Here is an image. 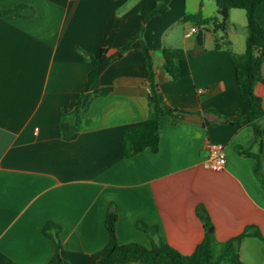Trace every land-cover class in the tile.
<instances>
[{"label": "crops", "instance_id": "1", "mask_svg": "<svg viewBox=\"0 0 264 264\" xmlns=\"http://www.w3.org/2000/svg\"><path fill=\"white\" fill-rule=\"evenodd\" d=\"M19 3L33 6L35 16H0V264L49 261L54 241L43 233L47 221L60 226L65 264H89L107 242L111 205L119 243L150 247L136 225L140 219L190 254L204 235L198 204L212 223L211 245L247 225L264 236V62L262 79L253 85L263 109L260 142L245 119L225 121L248 108L228 53L244 50V10L230 8L221 30L215 0H169L165 11L145 20L157 0H0V7ZM195 13L208 21L187 18ZM255 17L264 25V4ZM140 27L130 47L118 52ZM199 28L202 49L193 53ZM142 45L149 49L159 97L169 112L159 116L157 151L124 157L122 131L148 114ZM164 47L184 51L176 79L163 68ZM101 48L116 57L82 105L92 90H109L92 97L80 112L75 137L63 139L60 113L72 108L92 68L84 52L97 56ZM207 142L223 145L222 170L205 165ZM249 153L259 156L261 175L255 172L258 159ZM238 255L243 264H264V244L244 236ZM94 264L105 263L97 258Z\"/></svg>", "mask_w": 264, "mask_h": 264}, {"label": "trees", "instance_id": "2", "mask_svg": "<svg viewBox=\"0 0 264 264\" xmlns=\"http://www.w3.org/2000/svg\"><path fill=\"white\" fill-rule=\"evenodd\" d=\"M168 2L169 0H157L156 6L148 12L144 20L151 15L165 11ZM215 4L217 12L221 16V21L217 24V27L221 30H224L226 27L228 10L230 8H241L245 11L246 16L244 50L241 53H233L231 51H228V53L234 66L235 80L240 96L247 99L248 108L242 115L235 114L225 117V121L233 124L239 122L241 119H245L253 129L255 140H259L260 142L261 131L258 120L263 115V109L260 97L253 91V85L256 81L262 79L264 25L256 20L255 10L259 4H264V0H215ZM35 13L34 7L26 3H19L9 8L0 7V16L9 14L33 17ZM187 18L199 24H205L208 21V19L202 18L199 13L188 15ZM140 31L141 27L135 36L129 38L117 51L123 52L129 48L132 41L140 35ZM141 51L145 59V79L148 84V114L138 125L122 131L121 141L124 157H130L145 149L156 152L159 140V116L169 112V110L163 108L159 97L157 84L154 81V71L149 49L142 45ZM162 52L164 56L163 68L172 79H176L179 75L178 59L184 56V51L180 48L164 47ZM84 54L90 61L92 68L87 74L81 91L71 100L72 108L66 113H60L59 132L61 137L66 140L73 139L81 128L82 118L80 112L88 105L92 97L108 92V88L94 89L88 94L82 105L84 96L95 79L116 57L115 54H107L106 48H101L97 56L86 52ZM244 153L248 154L246 150H244ZM249 155H253L258 159L255 172L261 175L262 164L259 156L252 153H249ZM196 214L203 223L204 235L190 254H183L161 238L156 225L148 224L140 219L137 220L136 225L147 234L150 240V247L137 242L119 243L115 231L116 213L113 205H111L105 218L107 242L100 250L90 255L89 264H94L97 258H101L105 264L127 262H139L142 264H243L238 255V244L242 237L247 235L256 236L264 244V236L259 232L258 228L254 225H247L237 235L211 245L212 237L208 228L212 227V223L206 208L202 204H198L196 206ZM59 230L60 226L52 221H47L43 226V233L54 241L53 255L49 261L43 264H65L60 255L62 245L59 238Z\"/></svg>", "mask_w": 264, "mask_h": 264}, {"label": "built area", "instance_id": "3", "mask_svg": "<svg viewBox=\"0 0 264 264\" xmlns=\"http://www.w3.org/2000/svg\"><path fill=\"white\" fill-rule=\"evenodd\" d=\"M195 26L190 28V31H195ZM208 156L205 160V165L215 170H222L225 165V154L223 145L220 143L207 142Z\"/></svg>", "mask_w": 264, "mask_h": 264}, {"label": "water", "instance_id": "4", "mask_svg": "<svg viewBox=\"0 0 264 264\" xmlns=\"http://www.w3.org/2000/svg\"><path fill=\"white\" fill-rule=\"evenodd\" d=\"M203 38H204L203 30L199 28L195 34V44L193 47V53H197L202 49ZM208 231L211 232L212 228L209 227Z\"/></svg>", "mask_w": 264, "mask_h": 264}, {"label": "rangeland", "instance_id": "5", "mask_svg": "<svg viewBox=\"0 0 264 264\" xmlns=\"http://www.w3.org/2000/svg\"><path fill=\"white\" fill-rule=\"evenodd\" d=\"M236 10H237L238 12H244L243 9H241V8H240V9L237 8ZM190 21H191V20H190ZM237 29H238L239 32H240V31H243V29H241V27H240V25H239L238 23H237Z\"/></svg>", "mask_w": 264, "mask_h": 264}]
</instances>
